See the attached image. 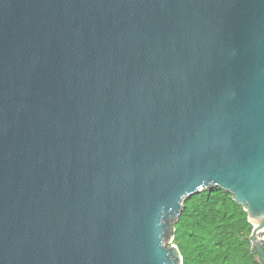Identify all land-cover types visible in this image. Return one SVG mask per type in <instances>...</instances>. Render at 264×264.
Listing matches in <instances>:
<instances>
[{"label": "water", "instance_id": "1", "mask_svg": "<svg viewBox=\"0 0 264 264\" xmlns=\"http://www.w3.org/2000/svg\"><path fill=\"white\" fill-rule=\"evenodd\" d=\"M215 186L264 264V0H0V264H183Z\"/></svg>", "mask_w": 264, "mask_h": 264}, {"label": "trees", "instance_id": "2", "mask_svg": "<svg viewBox=\"0 0 264 264\" xmlns=\"http://www.w3.org/2000/svg\"><path fill=\"white\" fill-rule=\"evenodd\" d=\"M247 211L221 187L188 197L174 243L183 264H263L253 247Z\"/></svg>", "mask_w": 264, "mask_h": 264}, {"label": "built area", "instance_id": "3", "mask_svg": "<svg viewBox=\"0 0 264 264\" xmlns=\"http://www.w3.org/2000/svg\"><path fill=\"white\" fill-rule=\"evenodd\" d=\"M259 239L264 242V229L259 232Z\"/></svg>", "mask_w": 264, "mask_h": 264}, {"label": "rangeland", "instance_id": "4", "mask_svg": "<svg viewBox=\"0 0 264 264\" xmlns=\"http://www.w3.org/2000/svg\"><path fill=\"white\" fill-rule=\"evenodd\" d=\"M176 244V243H175Z\"/></svg>", "mask_w": 264, "mask_h": 264}]
</instances>
